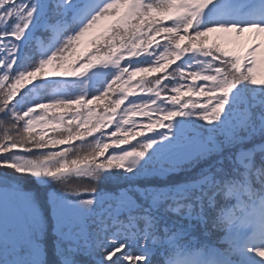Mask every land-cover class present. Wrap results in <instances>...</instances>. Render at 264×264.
Listing matches in <instances>:
<instances>
[{"label": "snow or ice", "instance_id": "1", "mask_svg": "<svg viewBox=\"0 0 264 264\" xmlns=\"http://www.w3.org/2000/svg\"><path fill=\"white\" fill-rule=\"evenodd\" d=\"M0 264H264V0H0Z\"/></svg>", "mask_w": 264, "mask_h": 264}, {"label": "trees", "instance_id": "2", "mask_svg": "<svg viewBox=\"0 0 264 264\" xmlns=\"http://www.w3.org/2000/svg\"><path fill=\"white\" fill-rule=\"evenodd\" d=\"M24 184L26 185L28 190L36 191L37 186L30 179L25 180Z\"/></svg>", "mask_w": 264, "mask_h": 264}]
</instances>
